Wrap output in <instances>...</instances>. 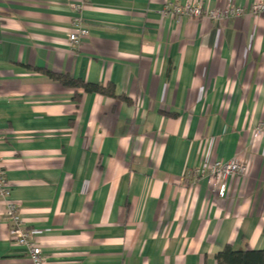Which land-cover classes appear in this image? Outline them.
<instances>
[{"label":"crops","instance_id":"1","mask_svg":"<svg viewBox=\"0 0 264 264\" xmlns=\"http://www.w3.org/2000/svg\"><path fill=\"white\" fill-rule=\"evenodd\" d=\"M0 0V159L46 264H217L264 250V15H164L264 0ZM48 72L112 85L65 88ZM78 96V98H77ZM240 158L225 198L188 171ZM0 264H31L8 235Z\"/></svg>","mask_w":264,"mask_h":264},{"label":"built area","instance_id":"2","mask_svg":"<svg viewBox=\"0 0 264 264\" xmlns=\"http://www.w3.org/2000/svg\"><path fill=\"white\" fill-rule=\"evenodd\" d=\"M90 0H82L80 4L74 5L78 16L72 19V31L69 35L70 47L73 51L77 50L82 39L89 35V30L84 27L83 13L86 11ZM164 15H171L177 19L205 18L210 20L215 26H221L228 21L252 15L261 17L264 15V2H256L253 5L235 6L229 5L223 10L206 11L201 4L188 2L178 4L168 1L163 8ZM264 136V121L259 123L254 129V137ZM247 172V164L240 158H234L230 161H216L213 165L199 167L188 171L186 176L193 179L194 182L200 179H206L209 186L215 192H218L221 198H225L229 191V181L233 177L243 176ZM12 190L9 186L6 170L0 159V203L4 206V218L8 224V235L17 245L26 249L31 264H46V257L43 250L36 240L34 233L26 226L21 210L16 201L12 199Z\"/></svg>","mask_w":264,"mask_h":264},{"label":"trees","instance_id":"3","mask_svg":"<svg viewBox=\"0 0 264 264\" xmlns=\"http://www.w3.org/2000/svg\"><path fill=\"white\" fill-rule=\"evenodd\" d=\"M49 78L69 89H82L86 93H96L109 97H116L112 85L104 87L99 84L85 83L68 75L48 72ZM78 98V96H77ZM217 264H264V250H234L232 246H226L216 256Z\"/></svg>","mask_w":264,"mask_h":264}]
</instances>
